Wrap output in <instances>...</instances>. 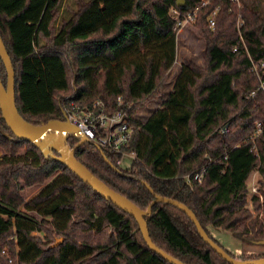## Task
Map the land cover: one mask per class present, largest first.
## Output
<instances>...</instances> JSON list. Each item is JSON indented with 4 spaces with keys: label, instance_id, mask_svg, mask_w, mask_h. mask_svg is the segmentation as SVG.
Listing matches in <instances>:
<instances>
[{
    "label": "trees",
    "instance_id": "trees-1",
    "mask_svg": "<svg viewBox=\"0 0 264 264\" xmlns=\"http://www.w3.org/2000/svg\"><path fill=\"white\" fill-rule=\"evenodd\" d=\"M177 1L0 0V37L21 118L33 126L61 122L67 101L90 108L97 99L110 113L118 97L136 114L159 98L176 60L170 11L190 12L202 0H182L183 7ZM216 7L211 30L207 18ZM194 25L203 37V64H181L160 107L131 120L134 133L122 148L133 154L131 165L122 169L119 154L92 143L77 148L75 157L144 213L152 243L166 254L184 264H229L184 212L152 202L160 196L185 205L218 246L208 227L242 242L264 241V150L250 139L254 123L264 120V91L258 89L264 85V0H242L240 9L229 0H209ZM6 77L0 60L4 87ZM78 142L67 139L70 148ZM202 171L200 182L193 180ZM254 171L255 216L246 185ZM36 186L41 189L26 201L22 188ZM0 264L169 263L147 247L128 214L17 139L0 111Z\"/></svg>",
    "mask_w": 264,
    "mask_h": 264
},
{
    "label": "water",
    "instance_id": "water-1",
    "mask_svg": "<svg viewBox=\"0 0 264 264\" xmlns=\"http://www.w3.org/2000/svg\"><path fill=\"white\" fill-rule=\"evenodd\" d=\"M182 0L177 1V7H183ZM0 60L6 71V85L3 86L0 80V111L1 118L5 122L7 128L19 140L31 143L35 148L39 149L46 158H50L64 165L79 180L90 187L98 196L111 202L118 209L128 214L138 225L139 231L147 247L169 264H184L181 261L166 254L164 251L156 247L148 233L146 222L143 218L144 213L141 212L132 202L124 196L114 192L103 182L97 179L85 166H83L75 157L77 148L88 140L79 134V130L67 121L49 122L41 126H33L27 124L18 113L15 105V75L12 63L4 47L0 37ZM73 136L79 139L75 147L70 148L67 144L68 137ZM150 192L152 190L147 186ZM157 203L168 204L180 209L194 223L199 237L208 245L215 253L222 257L229 264H264V257L251 260H236L226 253L220 246L213 242L204 229L197 221L194 214L183 204L172 200L156 196L152 205ZM150 207L146 211L149 214ZM62 239L57 240L52 247H57ZM257 244H264L259 241Z\"/></svg>",
    "mask_w": 264,
    "mask_h": 264
},
{
    "label": "built area",
    "instance_id": "built-area-1",
    "mask_svg": "<svg viewBox=\"0 0 264 264\" xmlns=\"http://www.w3.org/2000/svg\"><path fill=\"white\" fill-rule=\"evenodd\" d=\"M229 1L233 3L237 9L241 8L242 0ZM208 2L209 0H202L199 7L187 13H181L174 8L171 9L170 17L175 21L177 31H180L186 24L195 23L197 11L201 7L206 6ZM218 9L219 8L216 7L207 18L208 27L211 30L214 29L215 16L217 15ZM239 20L240 18L238 17V28L240 26ZM258 67V65L252 62V69L259 77ZM261 67H263V65H261ZM258 89L264 91V85H260ZM131 107L130 104H124L122 98L118 97L116 109L110 113L106 112L103 102L99 99H97L90 108H85L74 101H67L64 103L62 111L64 120L76 127L79 130V134L84 136L88 140V143L94 144L98 149L105 150L109 154H119L120 157L116 160V164L121 165L123 157L126 155L133 156V154H126L122 151V148L129 144L134 133V126L131 124V120L139 116L138 113H129ZM222 132H226L225 129ZM250 139L252 142L260 141L264 150V120L254 123V130ZM237 147H239V145L235 148ZM203 172L204 171L196 174L193 180L200 182ZM254 196L260 198L257 186L253 184V186L248 189L247 193L248 209L249 205L250 208L252 206V198Z\"/></svg>",
    "mask_w": 264,
    "mask_h": 264
},
{
    "label": "rangeland",
    "instance_id": "rangeland-1",
    "mask_svg": "<svg viewBox=\"0 0 264 264\" xmlns=\"http://www.w3.org/2000/svg\"><path fill=\"white\" fill-rule=\"evenodd\" d=\"M204 54V42L202 35L195 28L194 23L186 24L183 26L180 31H177L176 34V60L175 65L168 74L166 81L161 89V95L159 98H156L151 103H148L143 109L138 110L139 117L141 119L148 117L150 113L160 107V103L163 100L164 96L171 91L173 86L174 78L179 70L180 64L188 63L189 61L196 63L197 65L203 64ZM134 157L131 155H126L122 159L121 168H128L133 162ZM259 180V175L256 171L252 172L246 182L247 188H251L256 185V182ZM257 186V185H256ZM41 187H31V188H22V195L25 200H29L35 196ZM249 211L253 216L256 215V212L253 210L252 206ZM29 215L33 216V213ZM209 235L218 242V244L232 254L235 258L239 257H248V256H264V244H250L242 242L234 238L229 232H226L221 229H215L212 227L207 228ZM36 237L39 235L43 238L42 234H34ZM236 259V260H237Z\"/></svg>",
    "mask_w": 264,
    "mask_h": 264
},
{
    "label": "crops",
    "instance_id": "crops-1",
    "mask_svg": "<svg viewBox=\"0 0 264 264\" xmlns=\"http://www.w3.org/2000/svg\"><path fill=\"white\" fill-rule=\"evenodd\" d=\"M180 65H181V64H180ZM179 68H180V67H179ZM178 72H179V70H178ZM178 72H177V73H178ZM176 75H177V74H176ZM175 77H176V76H175ZM174 79H175V78H174ZM26 201H27V200H26Z\"/></svg>",
    "mask_w": 264,
    "mask_h": 264
}]
</instances>
